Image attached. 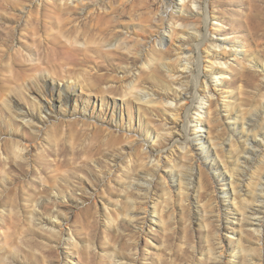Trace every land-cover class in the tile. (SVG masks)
Here are the masks:
<instances>
[{
	"label": "rangeland",
	"instance_id": "rangeland-1",
	"mask_svg": "<svg viewBox=\"0 0 264 264\" xmlns=\"http://www.w3.org/2000/svg\"><path fill=\"white\" fill-rule=\"evenodd\" d=\"M166 2L0 0V264H264V197L247 194L242 212L228 182L234 166L239 188L264 195V146L239 147L245 131L264 136V0H184L197 15L175 28L208 41L178 78L163 66L184 57L167 42ZM225 37L227 73L207 99L194 74L215 81L211 39ZM51 83L47 111L35 96ZM67 84L121 105L123 121L59 107ZM195 135L207 143L184 153Z\"/></svg>",
	"mask_w": 264,
	"mask_h": 264
},
{
	"label": "bare ground",
	"instance_id": "bare-ground-1",
	"mask_svg": "<svg viewBox=\"0 0 264 264\" xmlns=\"http://www.w3.org/2000/svg\"><path fill=\"white\" fill-rule=\"evenodd\" d=\"M180 2H181L180 5H175L173 3V0H167V2H166L167 9L170 11V15H169V19L170 20L166 22V31L169 34V37H168V41L167 42H168V44L170 46L171 43L175 41L176 44H177L176 49L178 50L179 54L180 55L181 54L184 55L183 58H180V57L178 58L177 57L175 59L176 60L175 64H177L176 66H173V65L169 64V62L163 64L164 68L168 71V73H171L170 75L173 78L174 77L175 78H178V77L186 76V75H188L187 73H190L192 71V67L193 66H191V65H193V64H192L191 61H192L193 57H195V54L194 53H195L196 50L199 53L197 58H198V62H199V67L198 68H200V61L202 60L201 59V55H200V48H201V46L204 44V42L208 38V34H206L207 37L204 38V39H201L200 38L199 41H198V43L196 44V46L190 45V44H188L185 41L184 37H189V35L187 33H185V31H182V30L183 29H187L188 30V27H189L190 23L189 22H186L185 23L184 21L181 22L180 21L181 20L180 18L183 17V16L185 17V15L186 14L188 15L189 13H187V10L185 8L186 7L185 6L186 4L184 3V0H180ZM191 2H197V0H191ZM174 7H176V10H177L176 13H173V10L172 9ZM190 12H191L189 14L190 16H196L197 15L196 13L193 12V10L192 11L190 10ZM209 16H210V13H208V11H207V13H206V15L204 17L206 19H208ZM176 26H180L182 28V30H177L175 28ZM216 27L218 29H221V27H219L217 25H216ZM194 32L198 33V28L195 29ZM199 35L200 34H197V35H195V37L198 38ZM201 37L203 38V36H201ZM209 37H211V33L209 34ZM164 41H165V38H162L161 39V37H160V39L154 40V43H158V45H159V51H158L159 57L158 58H160L161 60L162 59L164 60V58H166V57H164L163 51H162V49L165 47V42ZM211 41L214 43V44H212V45H214L213 47H215V48L216 47H223V48L220 49V52L213 51L208 56L209 57V60L211 61L210 66L212 67V69L214 71H216L217 77L215 78V81L208 82L206 80L205 81L200 80V74H201L200 69H198L199 70V71H197L198 73L194 74V80L196 82L197 87L198 86L202 87V89L204 90V94H205L204 96L207 97V99H209V97L211 98L212 96L215 95V93H214L215 92L214 91L215 85L218 84V82L220 80V77H224L226 75V73H227L226 70H225V68H224V66H223L224 64H226V61H225L226 49L224 47L226 45L233 46V44L231 45V44L228 43L230 40L227 39V37H225L223 39H216V40L215 39H211ZM69 84H67V86L64 87V88H59V91H60V93H59L60 96H59V100H58L59 107H63V108L72 107L74 110H78L80 108H84V109H87L88 108L90 110V114L97 112L98 115H101V116H103L105 118H109L110 121H115L117 119L120 122L123 121L124 114H123L121 105L120 106L117 105L114 101H112V104L109 101H106V102H103V103L101 101V103H100V105L98 107L97 102L95 100H93L91 97H83V95H81L80 93L77 92V89H76L75 85H69ZM56 89H58L57 86L54 83H51V87H50V90L48 92L41 91V93H40L39 89L37 91V92L40 93L41 98H39L38 96H35V98L38 100V102L40 103V105H42V107L44 109H46L47 111H50V109L53 108V105L54 104L52 102L54 101L53 96H54V91ZM89 93H91V92H89ZM195 94L196 95H201V94H199V92H196ZM132 95H133V97H135V100L136 101L139 98L140 99L143 98L144 101H149V100H147L148 98H145L144 97L145 95L143 93L136 92V93H132ZM151 95L153 97V94H151ZM156 98H158L159 101L157 99H156V101L153 99L155 102L165 101V103L167 105H170V101H168L169 100L168 97L166 98V97H162V96H157ZM166 99H167V101H166ZM150 101H152V100H150ZM16 107H17L19 113H21L20 117L22 119H26V117H28V113L25 112V111H22V108L21 107H18V106H16ZM170 110L172 112H174V111L176 112L177 111V108L168 109V111H170ZM51 112H53V111H51ZM262 114L264 115V111L262 112ZM260 116H261V113H260ZM26 121L28 122V120H26ZM129 121H131V120H129ZM199 122L200 123H198V122L196 123L195 129L201 130V129H203L205 127V122H203L201 120H199ZM162 125L164 127V126L168 125V122H165L164 121V123ZM244 128H245L244 127V123H242V129H243V131H245ZM202 136L201 135H195L193 138H188V140H186L185 145L182 146L183 152L184 153H187L189 151V149H188L189 143L191 141L197 140V138L199 139V141L201 142V144L207 143V141H205V138L202 137ZM261 137H262V141H260V142H257L254 138H252V139H254L252 141L248 137V135H247V133L245 131L244 132V141H245V144L242 145V146H239L240 149L242 151L247 152V153L250 154L251 152L248 149H246L245 146L249 145L252 148L253 147L254 148L255 147H260L261 145L264 146V136L261 134ZM210 142H211V139H210ZM215 143L216 142H214V144ZM255 149H257V148H255ZM237 150H238V147H237ZM205 151H206V153L208 152V150H205ZM210 151L211 150H209V152ZM237 153H239V152H237ZM237 153H236V156H235V160H239L238 159L239 156H237ZM215 154H217V152H215ZM233 154H235V153H233ZM243 162L245 164H247V160H243ZM225 167H227V165H225ZM228 171H229V181L228 182L231 185L232 201H233V203H234L235 206H237V204L239 202L241 204L242 209H243L242 212H245V210L247 209V203H248V200H249L247 198V194H250L251 195L252 201H256V202H262L263 201L264 195L261 192L259 194H254L253 191H247V190L246 191L245 190L243 191L242 188H239L237 186L238 185L237 184V180L235 179V177H236V174H235L236 169L234 168V166L229 167L228 168ZM184 176H185L184 174L179 173L180 180H182V178ZM258 178H259V180H264V173L262 175H260ZM227 179L228 178L227 177L225 178V176H224V178L222 180H227ZM184 185H186V184H184ZM257 210H260V208L257 207ZM252 213H257V211L253 210ZM259 227L257 226V227L254 228V231L257 234H260Z\"/></svg>",
	"mask_w": 264,
	"mask_h": 264
}]
</instances>
